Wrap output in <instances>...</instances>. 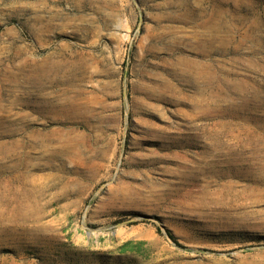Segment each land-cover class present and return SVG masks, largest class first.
Returning a JSON list of instances; mask_svg holds the SVG:
<instances>
[{
  "label": "rangeland",
  "instance_id": "374dc122",
  "mask_svg": "<svg viewBox=\"0 0 264 264\" xmlns=\"http://www.w3.org/2000/svg\"><path fill=\"white\" fill-rule=\"evenodd\" d=\"M0 264H264V0H0Z\"/></svg>",
  "mask_w": 264,
  "mask_h": 264
},
{
  "label": "trees",
  "instance_id": "16d2710c",
  "mask_svg": "<svg viewBox=\"0 0 264 264\" xmlns=\"http://www.w3.org/2000/svg\"><path fill=\"white\" fill-rule=\"evenodd\" d=\"M167 234L169 235L170 238H172L178 245H182L181 242L177 239V237L174 235V233L170 230L167 229Z\"/></svg>",
  "mask_w": 264,
  "mask_h": 264
}]
</instances>
